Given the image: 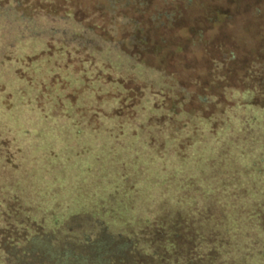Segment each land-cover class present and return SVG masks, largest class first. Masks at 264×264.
<instances>
[{
	"label": "rangeland",
	"instance_id": "1",
	"mask_svg": "<svg viewBox=\"0 0 264 264\" xmlns=\"http://www.w3.org/2000/svg\"><path fill=\"white\" fill-rule=\"evenodd\" d=\"M0 13V264H35L83 232L130 238L152 214L220 202L219 180L243 187L241 215L264 203V161L222 150L216 136L235 103L264 119V0H0ZM65 14L147 69L114 74L84 51L10 35L19 15ZM151 69L173 93L136 78ZM236 229L244 245L247 222Z\"/></svg>",
	"mask_w": 264,
	"mask_h": 264
},
{
	"label": "trees",
	"instance_id": "2",
	"mask_svg": "<svg viewBox=\"0 0 264 264\" xmlns=\"http://www.w3.org/2000/svg\"><path fill=\"white\" fill-rule=\"evenodd\" d=\"M34 17L31 19L19 15L17 19H12L11 23L18 22V27L22 26L23 29L17 27L14 29L15 34L10 33L17 45L29 44L31 40H41L43 43L59 46L62 50L70 51L73 47L90 54L91 58L100 59L103 65L109 66L111 73L122 67L120 73L134 76L133 71L136 67L147 69L126 54L119 43L100 39L70 14L50 17L45 21L41 16ZM3 19H6L5 13H0V24ZM47 23L54 25L48 26ZM26 30H30V33L24 34ZM2 35L7 36L5 33ZM7 67V64L6 66L0 64V83H5L7 80L6 72L9 70ZM151 71L145 76L140 75L141 77L136 78L145 80L148 85L160 80L163 91L169 90L173 93L162 81L161 73L152 69ZM18 94L21 96L20 90ZM145 95L150 98L144 101V112H139V115H145L147 119L155 111H152L155 109L153 106L155 98L151 94L145 93ZM245 105L235 103L227 107L222 117L220 116L223 124L216 136L222 138L220 145L224 151L234 146L238 148L239 154L247 151L252 153L249 156L254 165L264 161V119L256 116L255 112L245 109ZM2 125L6 124L2 122L0 127ZM198 127L202 128V125ZM218 128L219 126L215 130ZM206 129L211 136L213 133L209 131V126H206ZM4 131L1 134L21 151L19 136H16L11 127L7 126ZM228 134L231 135L228 137ZM234 159L237 160L236 162L239 161L237 158ZM262 171L264 173V169ZM235 174L232 172L230 178L235 180ZM227 182V180L217 182L215 191L221 199L220 202L216 199L212 202L209 198L210 201L196 202L188 213L175 208L169 212V215L162 212L152 214L151 221L144 222L137 233L130 238L121 235L112 236L99 231L79 233L66 247L62 246L54 252L50 251L47 258L41 253L32 262L36 260L35 264H247V259L254 253L264 260V209L262 208L264 203L255 206L256 212L248 216L241 215L239 207L243 209V206H240L237 198L242 196L244 189L240 187L233 190L230 188L231 184ZM224 195L229 197V201L227 199L224 201ZM252 204L254 205L255 202ZM231 208H234V213L233 220L229 224L225 214L226 211H231ZM238 217H241L240 220L244 223L247 222L249 227L246 236H243L246 239L244 245L238 244L242 236V233L236 229V225L240 222ZM229 239L235 242V247H231Z\"/></svg>",
	"mask_w": 264,
	"mask_h": 264
}]
</instances>
